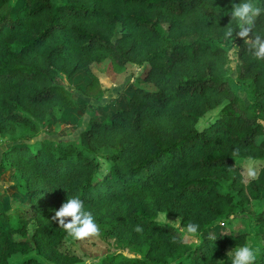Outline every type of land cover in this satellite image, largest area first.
Masks as SVG:
<instances>
[{"label":"trees","instance_id":"16d2710c","mask_svg":"<svg viewBox=\"0 0 264 264\" xmlns=\"http://www.w3.org/2000/svg\"><path fill=\"white\" fill-rule=\"evenodd\" d=\"M238 2L0 0L1 133L12 134L15 125L37 130L53 109L73 105L58 77L84 71V94L97 95L102 88L89 69L92 61L107 59L113 69L145 63L142 80L150 85L133 84L125 98L99 108L101 116L91 113L85 146L43 138L3 149L25 183L26 201L14 215L0 199V264H41L33 251L55 264L78 261L64 246V229L51 219L73 196L117 241L142 252H113L99 264H166L169 258L176 264H231L222 249L241 239L213 225L237 203L262 200L248 219L259 227L255 264H264V164L256 179L243 182L233 160L264 157L257 141L264 136V60H255L241 39L230 41L237 49V76L248 81V104L224 74L228 57L221 39L229 25L235 27L226 13ZM256 33L264 34V15L256 19ZM217 105L213 119L196 126ZM98 147L110 151L102 154L108 169L96 177L99 163L90 152ZM216 180L227 181V189L218 190ZM158 211L185 227L199 225L196 241L188 243L177 226L158 222ZM15 252L23 256L10 262Z\"/></svg>","mask_w":264,"mask_h":264},{"label":"rangeland","instance_id":"374dc122","mask_svg":"<svg viewBox=\"0 0 264 264\" xmlns=\"http://www.w3.org/2000/svg\"><path fill=\"white\" fill-rule=\"evenodd\" d=\"M160 27L164 29L165 24L161 22ZM221 42L226 45L228 57L224 74L229 79L232 87L237 89L236 91L243 103L248 104V81L240 80L237 76L236 64L239 62L237 49L235 46H231L230 41L226 38H222ZM146 68L147 65L142 63L138 66L127 64L122 69H113L109 65L107 59L92 61L89 64V69L98 77L102 88L97 95L87 96L84 94L83 85L88 80L84 71H79L70 77H58L57 79L63 80L65 85L70 89L74 99L73 105L64 110L53 109L54 113L50 121L44 122L43 124L40 123L37 130L32 131L21 125H15L12 134L0 132V199L6 210L15 215L17 213L16 209L22 207L24 204L23 202L26 201V192L24 190L25 183L19 172L8 166L5 159L2 157L3 149L6 148L8 144L27 142L38 143V141L43 138H50L53 141L71 139L75 142L76 146H85L87 140L85 128L88 126L90 114L96 111L101 116L102 113L99 108H104L112 102L116 103L115 101L125 98L129 93V88L132 87L133 84L136 85L140 83L141 86L150 88L149 82L142 80ZM217 110L218 105L202 113L196 122V126L200 127L213 119ZM257 141L261 143L264 149V136H259ZM109 151L110 148L98 147L95 152H90V155L99 163L96 177L101 176L108 169L109 163L102 154ZM233 160L235 164L237 163L239 166V172L243 182L250 179L247 175L249 169H252L257 174L259 168L264 164V157L246 158L239 161H236L234 158ZM214 183L218 190L227 189L228 182L225 180H216ZM231 193L235 195L233 190H231ZM238 198L239 197L235 195V199ZM21 200H23V202H20ZM261 202L262 200L250 199L249 201L237 203L232 214H229L224 220L213 225L215 226L214 229L219 231L220 234L230 235L234 237L235 240L241 239V243L239 244L226 243L222 249L225 253L249 241L252 246L257 249L256 244L261 242L256 234L259 227L257 223H251L248 216L254 214L259 209ZM161 213H164V211H158L156 213L155 219L157 221H159ZM166 219L169 221L167 224L175 225L180 229V234L186 242L193 243L196 241V236L188 234L186 227L180 224L178 219L173 215L167 213ZM98 224L101 228V235L98 238L73 240L67 236L65 237L64 246L67 249L75 251L79 256V260L71 264H99L104 257L113 252H119L125 256L142 255V252L137 248L125 246L117 241L105 224ZM32 253L41 260V264H55L35 251ZM22 256L23 254L15 252L8 257V260L13 262L22 258ZM259 260L260 254L257 255L256 261ZM166 264L176 263H173L172 259L169 258Z\"/></svg>","mask_w":264,"mask_h":264},{"label":"clouds","instance_id":"9594fccd","mask_svg":"<svg viewBox=\"0 0 264 264\" xmlns=\"http://www.w3.org/2000/svg\"><path fill=\"white\" fill-rule=\"evenodd\" d=\"M226 14L235 21V27L229 25L224 31V37L229 41L234 37L241 39L249 45L255 60H264V34H252L256 19L264 15V5H261L259 0H239L238 3L231 4V9ZM236 151L238 152V149ZM247 175L251 179L257 178L252 169L248 170ZM166 214V212L161 213L158 222L167 224L169 221L166 219ZM51 219L64 229L68 238L73 240L98 238L101 235V228L95 217L86 209L84 201L78 196L67 198L66 202L55 210ZM134 230L137 233L143 231L139 226ZM186 231L195 236L199 231V225L190 223L186 226ZM227 255L231 256V264H255L258 250L249 241L233 248Z\"/></svg>","mask_w":264,"mask_h":264}]
</instances>
